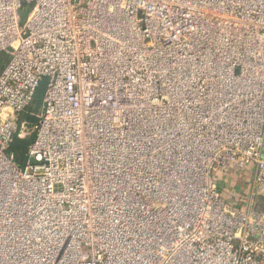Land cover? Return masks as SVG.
<instances>
[{
	"label": "built area",
	"instance_id": "1",
	"mask_svg": "<svg viewBox=\"0 0 264 264\" xmlns=\"http://www.w3.org/2000/svg\"><path fill=\"white\" fill-rule=\"evenodd\" d=\"M1 54L0 264H264V0H0Z\"/></svg>",
	"mask_w": 264,
	"mask_h": 264
},
{
	"label": "rangeland",
	"instance_id": "2",
	"mask_svg": "<svg viewBox=\"0 0 264 264\" xmlns=\"http://www.w3.org/2000/svg\"><path fill=\"white\" fill-rule=\"evenodd\" d=\"M31 10H32V4L27 2V1H23L22 8L19 11L20 23L22 25H25L26 22L28 21L29 14H30ZM7 59H8V55L7 54H1L0 55V72L3 69L5 63L7 62ZM5 60H6V62H5ZM33 110L34 109H31L30 112H33ZM27 114H28L29 117H31L30 120H32V121L35 120V116L34 115H30L29 112ZM27 139H29V138H27ZM237 186H238V184H235V185L232 186V188L233 189L234 188L237 189ZM230 189H231V187H230ZM238 189H240V187ZM241 192H244V190L242 189ZM256 201H257L256 204H255L256 209L258 208L259 211H264V192H262L261 194L258 195V198L256 199Z\"/></svg>",
	"mask_w": 264,
	"mask_h": 264
},
{
	"label": "trees",
	"instance_id": "3",
	"mask_svg": "<svg viewBox=\"0 0 264 264\" xmlns=\"http://www.w3.org/2000/svg\"><path fill=\"white\" fill-rule=\"evenodd\" d=\"M6 62V60H5ZM44 88H45V85L42 84V86L39 88L38 92H37V95H36V98L34 100V102L32 103V105L29 107V111L31 109H37L41 103V100H42V96H43V93H44ZM24 118H27V119H31V117L28 116V114H24L23 115ZM33 137L29 138V139H25V140H21V139H18L16 138L11 146V149L14 150L17 154L19 153L22 158H24V154H25V151L27 149V146L30 144L31 140H32Z\"/></svg>",
	"mask_w": 264,
	"mask_h": 264
},
{
	"label": "crops",
	"instance_id": "4",
	"mask_svg": "<svg viewBox=\"0 0 264 264\" xmlns=\"http://www.w3.org/2000/svg\"><path fill=\"white\" fill-rule=\"evenodd\" d=\"M243 179V174L242 173H227L225 174L220 181V187L222 189V192L225 195H229L231 194H236L242 191V189L244 190L246 188V186H242L241 183H244V181L242 182ZM238 184L237 189H233L232 186ZM247 185V183H246ZM231 187V189H230ZM240 187V189H238ZM245 192V190H244Z\"/></svg>",
	"mask_w": 264,
	"mask_h": 264
},
{
	"label": "water",
	"instance_id": "5",
	"mask_svg": "<svg viewBox=\"0 0 264 264\" xmlns=\"http://www.w3.org/2000/svg\"><path fill=\"white\" fill-rule=\"evenodd\" d=\"M17 163L19 165L22 163V156L19 153L17 154Z\"/></svg>",
	"mask_w": 264,
	"mask_h": 264
}]
</instances>
